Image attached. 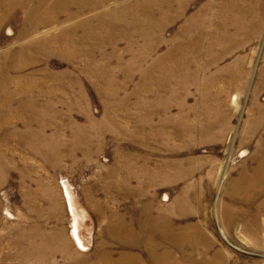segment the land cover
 <instances>
[{"label": "rangeland", "instance_id": "374dc122", "mask_svg": "<svg viewBox=\"0 0 264 264\" xmlns=\"http://www.w3.org/2000/svg\"><path fill=\"white\" fill-rule=\"evenodd\" d=\"M92 1L0 0V264H264V0Z\"/></svg>", "mask_w": 264, "mask_h": 264}, {"label": "bare ground", "instance_id": "6f19581e", "mask_svg": "<svg viewBox=\"0 0 264 264\" xmlns=\"http://www.w3.org/2000/svg\"><path fill=\"white\" fill-rule=\"evenodd\" d=\"M68 1H78V0H68ZM92 1V0H91ZM94 1V2H93ZM92 1V3L90 4V6L91 7H95V5L97 4V1H95V0H93ZM102 2H106V1H110V0H101ZM125 1H128V0H125ZM142 2V1H141ZM60 7V6H59ZM232 6H230V8H231ZM53 8V6L52 7H48V8H46V10H48L47 12H50L51 11V9ZM65 9H66V11H69V8L68 7H64ZM81 9L83 8V6H81L80 7ZM247 8V7H246ZM64 9V10H65ZM39 10H40V8H37V9H35L34 11H35V15H34V12L33 13H31L32 15L31 16H36L37 15V13L39 12ZM52 10H54V8L52 9ZM61 11H63V9H57L56 8V10H54V11H51L50 12V15L48 16V17H46V16H44V15H42V16H39L40 17V19L38 20V21H36V22H33V26H32V28L30 29V30H28L27 32H25V37L27 38V39H29V37H33L34 39H35V41L32 39V40H29L31 43H35L36 41H37V43H42L43 45H47V46H49V44H51V43H53V46H55L56 47V43H58V45H59V47H57V48H59L58 49V51H60V52H62V54H64V55H66V56H69V54H71L70 52L72 51L73 52V54H75V53H77V50H76V52H75V50H73V48H74V45H77V42L76 41H74L73 40V38H72V33H73V30H75L77 27H79V26H70L68 29H66V30H63L62 32H61V36H58V38H57V42H54L53 41V39H49V38H44V39H41V38H39V39H36L37 38V36H39L38 34L40 33V30H41V26L42 25H46V23L48 24V23H50V22H53L52 20H51V16H53L52 18L54 19L55 17H58V13L60 14V12ZM66 13V12H65ZM244 14H246L247 12H246V9L244 8V12H243ZM131 15V16H135V15H137L136 14V12H134V11H130V12H127V11H125L124 13H122V15H124L125 17L127 16L128 17V15ZM33 16V17H34ZM38 16V15H37ZM130 16V17H131ZM50 17V18H49ZM124 17V18H125ZM56 19V18H55ZM49 37V36H48ZM61 44V45H60ZM30 46H29V44H27V45H24V46H22V48L20 49V53H19V55H24L25 54V51H26V49H28ZM76 55V54H75ZM6 81H7V84L8 83H10V76L8 75V79H6ZM8 92V91H7ZM3 94H6L8 97H11V92H9V93H3ZM1 95V94H0ZM5 96V95H4ZM9 99H11V98H9ZM6 100L5 102H3V103H1L0 105V110L3 108V107H7L8 105H10L11 104V101L10 100ZM0 100H1V97H0ZM111 122H112V124L114 125V127H115V131L117 132V133H124V134H126V133H129L130 135H131V133L127 130V129H121V128H119V126H118V123H117V120L115 119V118H111V120H110ZM44 124H45V122H44ZM47 128H48V126L47 125H43L42 124V126H41V128H40V132H42V133H45L44 134V136H45V140L47 141V139H49V140H53L52 139V137L50 138H48V137H46V131H47ZM42 133H38L37 134V136H36V138H38ZM122 156L124 157V160L126 161L125 163L126 164H128V162H135L136 160V157H134V156H127V155H123L122 154ZM128 158V159H127ZM47 159V158H46ZM45 159V160H46ZM130 160V161H129ZM132 166H133V168H131V166H129V168H130V176L131 177H133V178H137L138 176L140 177V172L139 171H136L135 169H134V167L135 168H139V166L138 167H136V165H134V164H132ZM133 169V170H132ZM129 174V173H128ZM142 176V175H141ZM128 177V176H127ZM129 178V177H128ZM68 190V189H67ZM67 197L69 198V200H70V202H71V205H72V209H73V211H74V213H75V210H76V206L72 203V196H71V193H70V191H67ZM77 220H78V218H77V216H76V222H77ZM73 235H74V237H75V239H76V241H77V244H78V246L80 247V249H82V250H87V246L85 245V243H84V240H83V238L81 237V235H80V229H79V227H78V225L76 226V228L74 229V231H73ZM27 236H28V238H27V243L29 244V245H32V243H30V242H32L33 240H31L30 241V234L28 233L27 234ZM30 254H32V253H30ZM30 254H27V255H25V258H30L31 257V255ZM34 255V254H33ZM32 258V257H31Z\"/></svg>", "mask_w": 264, "mask_h": 264}]
</instances>
